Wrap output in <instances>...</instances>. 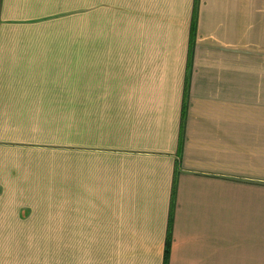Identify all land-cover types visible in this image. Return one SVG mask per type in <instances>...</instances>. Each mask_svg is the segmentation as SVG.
<instances>
[{"label":"crops","instance_id":"crops-1","mask_svg":"<svg viewBox=\"0 0 264 264\" xmlns=\"http://www.w3.org/2000/svg\"><path fill=\"white\" fill-rule=\"evenodd\" d=\"M35 233L73 254H7ZM166 245L264 264V0H0V264Z\"/></svg>","mask_w":264,"mask_h":264},{"label":"rangeland","instance_id":"rangeland-1","mask_svg":"<svg viewBox=\"0 0 264 264\" xmlns=\"http://www.w3.org/2000/svg\"><path fill=\"white\" fill-rule=\"evenodd\" d=\"M8 235L10 240L8 239ZM9 240L11 247L5 251L9 256H24V257H69L73 253L69 248L58 247L57 241L53 239L51 233H35V234H7L6 241ZM63 240V239H62ZM21 243L22 248L17 245ZM14 246V247H12ZM83 250H78V256H82ZM93 255L99 256V250H94ZM0 255H5L4 251L0 249Z\"/></svg>","mask_w":264,"mask_h":264},{"label":"trees","instance_id":"trees-1","mask_svg":"<svg viewBox=\"0 0 264 264\" xmlns=\"http://www.w3.org/2000/svg\"><path fill=\"white\" fill-rule=\"evenodd\" d=\"M167 258H168V246L166 245L163 264H167Z\"/></svg>","mask_w":264,"mask_h":264}]
</instances>
